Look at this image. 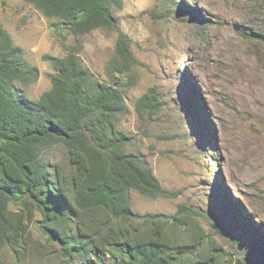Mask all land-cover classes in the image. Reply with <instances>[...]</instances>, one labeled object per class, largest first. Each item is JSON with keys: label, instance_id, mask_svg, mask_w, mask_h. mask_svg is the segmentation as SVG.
I'll use <instances>...</instances> for the list:
<instances>
[{"label": "rangeland", "instance_id": "1", "mask_svg": "<svg viewBox=\"0 0 264 264\" xmlns=\"http://www.w3.org/2000/svg\"><path fill=\"white\" fill-rule=\"evenodd\" d=\"M120 2L110 11L136 65L120 77L126 112L116 126L131 139L124 150L141 156L161 186L177 194L150 199L131 191L132 211L170 216L187 203L233 262L264 264V0ZM55 21L23 0H0V25L38 70L34 83L15 84L28 99L47 91L56 75L43 56L63 58L75 44L81 64L110 82L116 33L97 29L76 43L53 29ZM152 87L161 109L141 118L135 103ZM41 157L69 169L61 145ZM0 264H18L10 246L0 249ZM19 264L61 263L33 251Z\"/></svg>", "mask_w": 264, "mask_h": 264}, {"label": "trees", "instance_id": "2", "mask_svg": "<svg viewBox=\"0 0 264 264\" xmlns=\"http://www.w3.org/2000/svg\"><path fill=\"white\" fill-rule=\"evenodd\" d=\"M23 1L55 19L53 29L76 43L97 29L117 37L106 66L109 83L81 64L75 44L63 58L43 56L56 75L47 91L28 99L15 84L34 83L38 70L0 25V249L10 246L18 264L33 251L61 264H238L187 203L170 216L131 209V191L150 199L177 194L161 186L141 156L124 150L131 139L116 126L126 112L120 77L136 65L130 39L110 11L121 0ZM161 105L152 87L135 110L150 118ZM57 145L68 170L41 157ZM258 239L264 246V237Z\"/></svg>", "mask_w": 264, "mask_h": 264}]
</instances>
